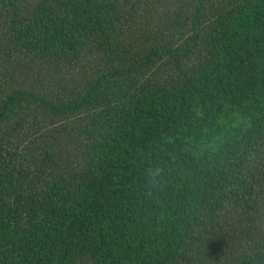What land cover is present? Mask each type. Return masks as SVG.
<instances>
[{"label":"trees","instance_id":"obj_1","mask_svg":"<svg viewBox=\"0 0 264 264\" xmlns=\"http://www.w3.org/2000/svg\"><path fill=\"white\" fill-rule=\"evenodd\" d=\"M0 264H264V0H0Z\"/></svg>","mask_w":264,"mask_h":264}]
</instances>
